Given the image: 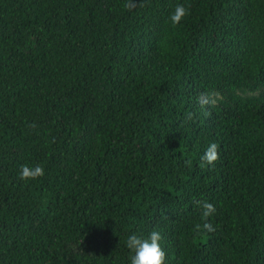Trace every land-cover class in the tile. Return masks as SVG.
Returning <instances> with one entry per match:
<instances>
[{
	"label": "trees",
	"instance_id": "obj_1",
	"mask_svg": "<svg viewBox=\"0 0 264 264\" xmlns=\"http://www.w3.org/2000/svg\"><path fill=\"white\" fill-rule=\"evenodd\" d=\"M126 2L0 0V264H264V0Z\"/></svg>",
	"mask_w": 264,
	"mask_h": 264
},
{
	"label": "clouds",
	"instance_id": "obj_2",
	"mask_svg": "<svg viewBox=\"0 0 264 264\" xmlns=\"http://www.w3.org/2000/svg\"><path fill=\"white\" fill-rule=\"evenodd\" d=\"M138 4H140V2L137 3L136 0H127L124 7L131 11L137 7ZM187 15H189L188 9H186L183 5H178L169 19L171 24L175 27L178 26ZM199 102L202 106L207 104L214 105L216 100L211 99V97L208 99H204L202 97ZM188 119H191V114H188ZM30 127H35V125H30ZM219 158V145L215 142L209 143L203 155L200 157L202 166H214ZM188 163L191 164V161H188ZM44 175L45 170L43 166L36 165L34 167H29L27 165H22L18 178L27 182L43 178ZM194 202L202 209V223H197L194 231L197 233L214 232L216 229L213 224L209 222V218L215 214V206L207 200H196ZM161 240V234L155 230L152 231L146 238L137 234L129 235L126 240V247L131 253L129 257L130 264H166V252L161 246Z\"/></svg>",
	"mask_w": 264,
	"mask_h": 264
}]
</instances>
